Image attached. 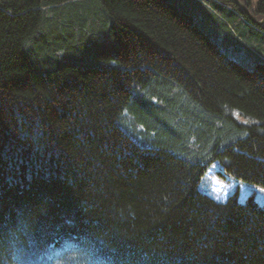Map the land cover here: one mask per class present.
<instances>
[{
	"label": "trees",
	"instance_id": "1",
	"mask_svg": "<svg viewBox=\"0 0 264 264\" xmlns=\"http://www.w3.org/2000/svg\"><path fill=\"white\" fill-rule=\"evenodd\" d=\"M60 262L264 264V23L236 0H0V264Z\"/></svg>",
	"mask_w": 264,
	"mask_h": 264
},
{
	"label": "rangeland",
	"instance_id": "2",
	"mask_svg": "<svg viewBox=\"0 0 264 264\" xmlns=\"http://www.w3.org/2000/svg\"><path fill=\"white\" fill-rule=\"evenodd\" d=\"M181 2L182 0H176L178 5ZM190 11L194 15L196 23L207 32L224 53L245 66L252 67L255 61L253 55L250 53V50L253 51L252 44L249 41L240 40L236 36L231 24L222 16L215 17L212 12L204 7L195 8L193 6L190 7ZM234 115L242 121H251V118H244L238 111H235ZM135 139L142 143L138 138Z\"/></svg>",
	"mask_w": 264,
	"mask_h": 264
},
{
	"label": "water",
	"instance_id": "3",
	"mask_svg": "<svg viewBox=\"0 0 264 264\" xmlns=\"http://www.w3.org/2000/svg\"><path fill=\"white\" fill-rule=\"evenodd\" d=\"M237 1V3H239L241 6H242V8L245 10V12L248 14V16H249V19L254 23V24H256V25H262L263 23H264V18H263V20H261V21H259V20H256L251 14H250V12L247 10V8L239 1V0H236Z\"/></svg>",
	"mask_w": 264,
	"mask_h": 264
},
{
	"label": "clouds",
	"instance_id": "4",
	"mask_svg": "<svg viewBox=\"0 0 264 264\" xmlns=\"http://www.w3.org/2000/svg\"><path fill=\"white\" fill-rule=\"evenodd\" d=\"M60 264H65V262H60Z\"/></svg>",
	"mask_w": 264,
	"mask_h": 264
}]
</instances>
